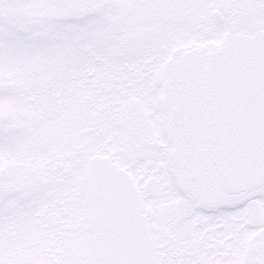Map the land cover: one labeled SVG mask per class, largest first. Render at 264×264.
Returning a JSON list of instances; mask_svg holds the SVG:
<instances>
[{"label":"snow or ice","instance_id":"6c2138e0","mask_svg":"<svg viewBox=\"0 0 264 264\" xmlns=\"http://www.w3.org/2000/svg\"><path fill=\"white\" fill-rule=\"evenodd\" d=\"M0 264H264V0H0Z\"/></svg>","mask_w":264,"mask_h":264}]
</instances>
